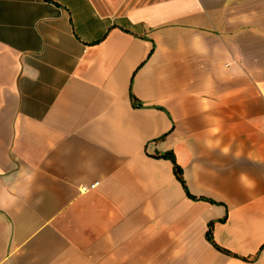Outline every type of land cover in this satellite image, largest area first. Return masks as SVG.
I'll use <instances>...</instances> for the list:
<instances>
[{"label": "crops", "instance_id": "1", "mask_svg": "<svg viewBox=\"0 0 264 264\" xmlns=\"http://www.w3.org/2000/svg\"><path fill=\"white\" fill-rule=\"evenodd\" d=\"M0 264H264V0H0Z\"/></svg>", "mask_w": 264, "mask_h": 264}, {"label": "trees", "instance_id": "2", "mask_svg": "<svg viewBox=\"0 0 264 264\" xmlns=\"http://www.w3.org/2000/svg\"><path fill=\"white\" fill-rule=\"evenodd\" d=\"M132 100L134 102V105L135 106H141L140 102L132 95ZM159 157H163V158H169L172 160L173 164H174V172H175V175L177 177V179L180 181V183L182 184V186L184 187L188 197H190L191 199H194V200H199V199H202V200H207L206 198H197L193 195H191V193L189 192L188 188H187V185H186V182H185V179H184V176H183V170L182 168L180 167V165L177 163L176 159H175V156L174 154L172 153H165V154H162V155H159ZM210 201V200H209ZM213 203V201H210ZM227 219V217H225L222 222H225ZM214 222H211L208 226V231H207V239L208 241L215 247L217 248L218 250L226 253V254H229V255H232V253H230L229 251L221 248L215 241L214 239V235H213V231H214Z\"/></svg>", "mask_w": 264, "mask_h": 264}, {"label": "built area", "instance_id": "3", "mask_svg": "<svg viewBox=\"0 0 264 264\" xmlns=\"http://www.w3.org/2000/svg\"><path fill=\"white\" fill-rule=\"evenodd\" d=\"M97 186V184L96 185H94V186H92V188H95Z\"/></svg>", "mask_w": 264, "mask_h": 264}]
</instances>
